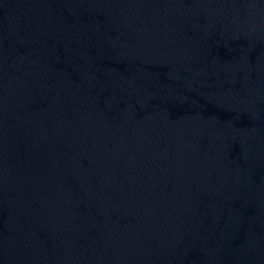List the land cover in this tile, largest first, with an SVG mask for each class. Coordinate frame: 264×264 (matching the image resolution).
<instances>
[{
  "label": "water",
  "instance_id": "obj_1",
  "mask_svg": "<svg viewBox=\"0 0 264 264\" xmlns=\"http://www.w3.org/2000/svg\"><path fill=\"white\" fill-rule=\"evenodd\" d=\"M0 264H264V0H0Z\"/></svg>",
  "mask_w": 264,
  "mask_h": 264
}]
</instances>
